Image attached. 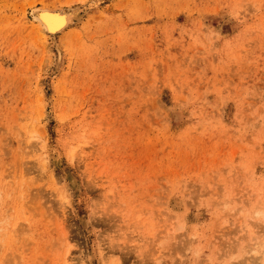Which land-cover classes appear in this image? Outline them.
Masks as SVG:
<instances>
[{
    "label": "rangeland",
    "instance_id": "rangeland-1",
    "mask_svg": "<svg viewBox=\"0 0 264 264\" xmlns=\"http://www.w3.org/2000/svg\"><path fill=\"white\" fill-rule=\"evenodd\" d=\"M0 264H264V0H0Z\"/></svg>",
    "mask_w": 264,
    "mask_h": 264
},
{
    "label": "bare ground",
    "instance_id": "bare-ground-1",
    "mask_svg": "<svg viewBox=\"0 0 264 264\" xmlns=\"http://www.w3.org/2000/svg\"><path fill=\"white\" fill-rule=\"evenodd\" d=\"M77 11H79L77 8H70L63 11L51 10L48 8L34 9L32 11V18L35 22V29L39 37L45 38L63 33L69 28L72 20L80 14H78ZM80 18L79 16L76 20Z\"/></svg>",
    "mask_w": 264,
    "mask_h": 264
}]
</instances>
